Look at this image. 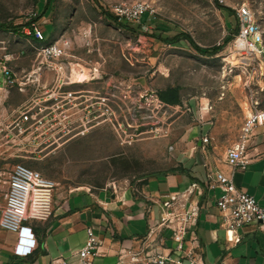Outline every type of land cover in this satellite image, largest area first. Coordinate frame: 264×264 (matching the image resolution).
Returning <instances> with one entry per match:
<instances>
[{"label":"rangeland","instance_id":"374dc122","mask_svg":"<svg viewBox=\"0 0 264 264\" xmlns=\"http://www.w3.org/2000/svg\"><path fill=\"white\" fill-rule=\"evenodd\" d=\"M135 2L147 5L151 14L134 23L114 14L115 5L129 7ZM217 3L0 0L1 23L17 28L26 22L41 25L49 20L55 25V38L67 40L61 45L64 52L90 57L98 69L112 71L119 77L118 110L109 100L103 116L107 119L91 133L77 137L74 149L42 161L37 159L38 154L23 153L22 158L14 161L42 169L46 177L102 185L113 180L135 181L180 167L190 171L194 166L203 167L207 159L222 160L226 148L235 141L245 114L251 109L264 110V51L246 53L233 36L234 28L239 26L236 9L245 6L259 25L264 50V0H225L222 5L229 11ZM159 22L176 25L201 48L220 45L221 49L204 55L186 39L164 43L149 35ZM50 33L49 26L45 36ZM16 38L12 32L0 30V55L37 53ZM78 69L83 70L85 77L88 75L84 66L74 64L73 79L78 77ZM168 87L178 90V104H165L157 98V91ZM110 112H117V129L113 126L116 116ZM215 125L220 133L214 140L207 136L209 154L205 157L193 147L195 138L201 137L203 131L209 133ZM224 125L230 129L229 135L221 130ZM6 145L12 146L0 138V148ZM4 150L0 166L9 170L13 157ZM141 262L147 264L146 256Z\"/></svg>","mask_w":264,"mask_h":264},{"label":"crops","instance_id":"0c3cea01","mask_svg":"<svg viewBox=\"0 0 264 264\" xmlns=\"http://www.w3.org/2000/svg\"><path fill=\"white\" fill-rule=\"evenodd\" d=\"M38 26L44 37L42 42L35 40L29 23L18 26L15 32H4H12L18 36L14 40H24L33 49V45L55 39V25L49 20ZM49 26L51 33L45 36ZM38 60L40 56L37 53L0 55V116L11 118L20 107L28 106L32 115L37 114L45 121L53 116L60 122L54 131H47L43 125L39 130L32 129L23 134H16L15 130L0 133V138L5 134L12 144L0 148V151H9L13 164L17 163L14 160L23 157V153L38 154L37 159L42 161L74 149L73 141L77 137L87 135L103 124V121L96 122L91 118L92 113H96L97 103L94 109H88L86 100L97 102L98 95L111 94V106L114 108L118 101V74L98 69L90 57L67 52L52 64V68L45 66L43 60L37 63ZM65 61L70 62L71 72L65 67ZM74 64L86 69L88 75H83V80L73 79ZM2 66L10 70L12 83H5ZM68 73L72 79L65 83L64 77ZM66 92L74 96L68 102L64 97V102L55 108L56 100L52 96ZM67 115L68 119L60 121ZM221 130L230 134L228 126L224 125ZM219 131L215 125L209 133L206 130L202 135L214 140L218 138ZM42 143L46 144L41 146ZM206 144L198 136L193 147L197 153L207 157ZM115 145L118 147L117 138ZM245 158L243 167L235 169L229 167L224 158L219 161L207 159L203 167L194 166L190 171L180 167L135 181L113 180L102 185L48 177L56 182L52 211L45 219L27 220L35 234L37 247L27 256L15 255L12 249L16 233L0 228V264H50L58 257L68 262L75 261V254L84 245L88 234L97 241V248L89 256L92 264H140L145 256L147 260L148 256L156 253L167 254L171 244L170 230L158 223L161 203L176 193L187 191L192 183L196 187L186 197L196 208V220L186 233L184 248H191L204 264H264V236L255 225H245L236 231H228L221 225L222 216L215 203L221 190L213 186L210 179L215 171L225 173L235 186L264 207L263 125L255 128ZM7 172L0 166V179L5 178ZM4 188L0 180V201ZM181 256L184 258L183 254Z\"/></svg>","mask_w":264,"mask_h":264},{"label":"built area","instance_id":"2783aa9c","mask_svg":"<svg viewBox=\"0 0 264 264\" xmlns=\"http://www.w3.org/2000/svg\"><path fill=\"white\" fill-rule=\"evenodd\" d=\"M224 1L217 0L218 4L221 5ZM113 12L118 19L134 23L139 21L144 12L150 15L152 11L144 3L135 2L129 7L117 4L113 8ZM236 16L239 23L236 40L242 39L245 43L241 47L246 53L263 52L260 28L250 10L245 6H241L236 9ZM31 28L35 40L42 42L44 37L38 24L35 22L31 23ZM66 43L67 40L64 38H55L49 43L33 45V49L40 56V60L37 63L43 60L46 63L44 64L45 66L52 68V64L56 60L66 55V52L61 47V45ZM64 65L71 72L70 62L65 61ZM78 72L82 71L78 70ZM2 73L5 76V83L10 84L13 82L10 78V70L7 67L2 66ZM71 79L72 76L68 73L64 77V82H70ZM76 80L79 79L76 78ZM72 96L74 94L71 92L52 96L56 100L54 107L58 108L57 104L63 103L64 97L67 98L65 101L68 102V99H71ZM109 100L111 103V94L109 96L98 95L97 102L90 103V101L86 100L85 106L88 109H94L95 103H97V109H94L96 113H92L93 115L91 116L96 122L107 119L103 116L107 112ZM70 106H73V104ZM118 107L119 96L114 109L118 110ZM109 114L116 116L113 126L117 129V112L114 114L110 112ZM68 118V115L63 116L60 121ZM59 123L53 116L45 121L37 114L32 115L28 106H22L11 118L0 116V133L15 130L16 134H23L32 129L39 130L43 125L47 131H54ZM263 124L264 110L251 109L245 114L235 141L225 150L224 159L229 167L232 169L243 167L246 163L245 154L254 130ZM1 138H4L5 142L10 140L5 134ZM201 141L207 143V136L202 135ZM3 153V151H0V155ZM210 179L213 186L221 190V195L215 201L222 216L221 225L228 231H236L242 226L252 224L264 236V207L260 206L251 195L235 186L231 177L225 173L215 171L210 176ZM0 180L5 185L1 194L2 201H0V228L16 233V242L12 252L17 256H27L38 245L35 234L27 220L45 219L50 215L53 208V194L56 182L44 176L40 171L30 168L21 162L14 163L8 170L6 177ZM194 187H196V184L192 183L187 191L176 193L161 203L162 210L158 223L170 230L169 238L171 244L167 254L156 253L148 256L147 264H204L201 257L193 252L191 248H184L186 233L196 220V208L186 197ZM96 248L97 241L95 237L88 234L84 245L75 254V261L68 262L58 257L52 259L50 264H92L89 256L93 254L92 250ZM182 254L184 258H180Z\"/></svg>","mask_w":264,"mask_h":264},{"label":"trees","instance_id":"16d2710c","mask_svg":"<svg viewBox=\"0 0 264 264\" xmlns=\"http://www.w3.org/2000/svg\"><path fill=\"white\" fill-rule=\"evenodd\" d=\"M218 7L229 11V8L226 6H223L221 4H218ZM147 12H144L141 16H146L147 17ZM112 17V16H109ZM149 20H146L145 22H147ZM29 22H26L25 24L22 25H28ZM30 25V24H29ZM15 27H13L12 25H8L5 23H1L0 22V30L2 31H13L15 32ZM238 32V25H236V27L234 28V32H233V36L236 35ZM151 37H154L164 43L167 44H174L176 42H178L180 39H186L188 41L191 42V44L193 45V47L200 53V54H204V55H211L213 53H216L217 51H219L221 49L220 45L217 46H211V47H207V48H201L197 45H195L189 35L183 31H181L176 25H173L171 23L168 22H159L157 25H155L154 30L152 31L151 34H149ZM157 98L160 100V102L165 103V104H169V105H175L178 104L180 102V97H179V93L178 90L174 87H168L165 88L163 90H159L156 93ZM176 168L172 169L175 170Z\"/></svg>","mask_w":264,"mask_h":264},{"label":"bare ground","instance_id":"6f19581e","mask_svg":"<svg viewBox=\"0 0 264 264\" xmlns=\"http://www.w3.org/2000/svg\"><path fill=\"white\" fill-rule=\"evenodd\" d=\"M237 43H238L239 46H243V45H245V43H244V41H243L242 39H238V40H237ZM81 73H82V72H78V74H77L78 77H76V78L79 79V80H83V79H84V76H83ZM249 111H250V110H249ZM249 111H248V112H249ZM248 112H247V113H248ZM247 113H246V114H247Z\"/></svg>","mask_w":264,"mask_h":264}]
</instances>
